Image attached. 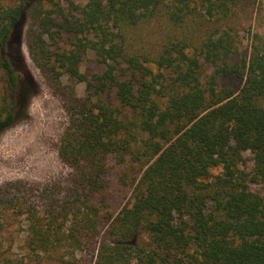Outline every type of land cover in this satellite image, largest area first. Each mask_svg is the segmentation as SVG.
I'll use <instances>...</instances> for the list:
<instances>
[{
  "label": "trees",
  "instance_id": "1",
  "mask_svg": "<svg viewBox=\"0 0 264 264\" xmlns=\"http://www.w3.org/2000/svg\"><path fill=\"white\" fill-rule=\"evenodd\" d=\"M248 1L0 5V133L38 91L20 54L28 19L31 59L70 113L58 150L72 170L65 191L15 206L0 193V207L29 222L35 259L74 257L105 226L96 264H264V39L249 30L241 52ZM89 54L102 66L91 75L81 69ZM112 160L141 175L129 203L102 215Z\"/></svg>",
  "mask_w": 264,
  "mask_h": 264
},
{
  "label": "rangeland",
  "instance_id": "2",
  "mask_svg": "<svg viewBox=\"0 0 264 264\" xmlns=\"http://www.w3.org/2000/svg\"><path fill=\"white\" fill-rule=\"evenodd\" d=\"M17 0H0V5H14ZM78 3L84 0H76ZM244 26L240 32L241 52L250 49L252 33H259L264 39V0L248 1L242 5ZM30 20L24 27L20 54L38 85V91L29 102L27 116L0 133V193L12 200L42 204L43 197L58 195L65 191L71 179L72 170L59 158L58 150L70 113L64 97L50 84L33 63L27 46V31ZM68 38V35L65 36ZM51 43V42H50ZM66 47V46H64ZM55 51V46H51ZM91 75L101 71L102 66L93 54H89L81 67ZM214 75V69L205 66L203 80L205 85ZM220 85L240 88L242 82L235 77H219ZM71 82L64 77L62 84ZM78 96H87L86 85H77ZM111 173L106 189V199L101 213L108 211L117 215L132 198L133 184L141 175V166L130 160L123 165L110 162ZM122 177V179H121ZM29 222L16 210L0 207V264H96L101 237L106 231L102 228L99 238L85 244L83 250H76L72 257L71 249L58 253L42 254L35 259L26 246ZM64 260L62 257H64Z\"/></svg>",
  "mask_w": 264,
  "mask_h": 264
}]
</instances>
